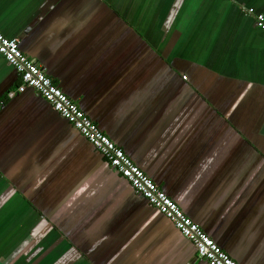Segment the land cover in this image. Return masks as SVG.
Returning <instances> with one entry per match:
<instances>
[{
    "label": "crops",
    "instance_id": "1",
    "mask_svg": "<svg viewBox=\"0 0 264 264\" xmlns=\"http://www.w3.org/2000/svg\"><path fill=\"white\" fill-rule=\"evenodd\" d=\"M264 0H0V31L237 264H264ZM0 57V264H207Z\"/></svg>",
    "mask_w": 264,
    "mask_h": 264
},
{
    "label": "built area",
    "instance_id": "2",
    "mask_svg": "<svg viewBox=\"0 0 264 264\" xmlns=\"http://www.w3.org/2000/svg\"><path fill=\"white\" fill-rule=\"evenodd\" d=\"M253 17L256 27L264 33V17ZM0 57L15 70L19 79V84L6 93L7 99L32 89L100 154L114 172L130 184L135 193L172 223L181 236L193 245L197 259L207 264H237L120 147L100 131L78 104L61 91L34 60L20 50L17 39L8 38L1 31Z\"/></svg>",
    "mask_w": 264,
    "mask_h": 264
},
{
    "label": "water",
    "instance_id": "3",
    "mask_svg": "<svg viewBox=\"0 0 264 264\" xmlns=\"http://www.w3.org/2000/svg\"><path fill=\"white\" fill-rule=\"evenodd\" d=\"M43 70V68H41ZM45 72V71H44ZM48 76V75H47ZM32 90V89H31ZM73 100V99H72ZM74 101V100H73ZM66 121V120H65ZM100 155V154H99ZM111 169V168H110ZM125 180V179H124ZM126 181V180H125ZM146 201V200H145Z\"/></svg>",
    "mask_w": 264,
    "mask_h": 264
},
{
    "label": "trees",
    "instance_id": "4",
    "mask_svg": "<svg viewBox=\"0 0 264 264\" xmlns=\"http://www.w3.org/2000/svg\"><path fill=\"white\" fill-rule=\"evenodd\" d=\"M4 97H5V99H7V98H6V95H5Z\"/></svg>",
    "mask_w": 264,
    "mask_h": 264
}]
</instances>
